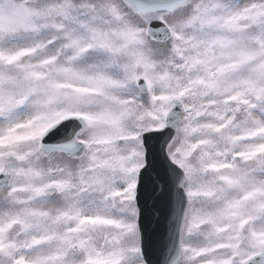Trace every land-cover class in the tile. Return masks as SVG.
<instances>
[{"label": "snow or ice", "instance_id": "1", "mask_svg": "<svg viewBox=\"0 0 264 264\" xmlns=\"http://www.w3.org/2000/svg\"><path fill=\"white\" fill-rule=\"evenodd\" d=\"M0 264H264V0H0Z\"/></svg>", "mask_w": 264, "mask_h": 264}]
</instances>
